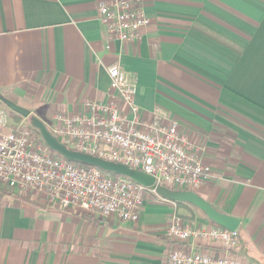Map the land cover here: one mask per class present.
<instances>
[{"label": "crops", "instance_id": "0c3cea01", "mask_svg": "<svg viewBox=\"0 0 264 264\" xmlns=\"http://www.w3.org/2000/svg\"><path fill=\"white\" fill-rule=\"evenodd\" d=\"M99 1L0 0V96L47 121L84 100H109L108 68L120 66L137 81L145 117L169 111L203 148L216 178L197 192L241 218L243 264H264V0H143L150 24L135 41L110 36ZM7 193L0 196V264H171L175 248L210 247L167 237L173 215L216 225L192 205L161 197L145 201L130 223L76 207L14 205L6 197L15 193ZM36 208L53 212L42 236L46 218L30 231L29 220L40 221Z\"/></svg>", "mask_w": 264, "mask_h": 264}, {"label": "built area", "instance_id": "2783aa9c", "mask_svg": "<svg viewBox=\"0 0 264 264\" xmlns=\"http://www.w3.org/2000/svg\"><path fill=\"white\" fill-rule=\"evenodd\" d=\"M97 9L110 36L121 41L138 40L150 24L143 0H100ZM108 74L112 97L104 102L84 100L74 111H57L47 124L52 133L71 149L152 174L156 184L197 191L212 183L215 172L203 161V148L179 121L160 108L145 117L136 102L137 81L118 65H110ZM11 114L0 108V186L34 193L61 207L130 223L139 220L145 196L153 190L53 155L32 127ZM166 235L178 243L195 239L210 245L201 251L175 248L168 255L171 264H243L237 253L242 238L238 229L196 226L175 214Z\"/></svg>", "mask_w": 264, "mask_h": 264}, {"label": "water", "instance_id": "95a60500", "mask_svg": "<svg viewBox=\"0 0 264 264\" xmlns=\"http://www.w3.org/2000/svg\"><path fill=\"white\" fill-rule=\"evenodd\" d=\"M2 100L13 112L30 119V124L40 133L45 144L61 157L76 163L98 167L106 173H113L129 178L130 180L153 190L158 196L172 202L189 203L199 208L212 222L230 231H235L241 224V218L221 212L211 202L194 190L173 189L162 184H156V177L143 170L132 168L127 164L105 160L99 156L69 148L52 133L49 126L40 117L31 114V111L4 95Z\"/></svg>", "mask_w": 264, "mask_h": 264}, {"label": "rangeland", "instance_id": "374dc122", "mask_svg": "<svg viewBox=\"0 0 264 264\" xmlns=\"http://www.w3.org/2000/svg\"><path fill=\"white\" fill-rule=\"evenodd\" d=\"M20 105V104H19ZM6 108H9L6 104L4 105ZM22 106V105H21ZM24 107V106H23ZM7 110H9L10 111V108L9 109H7ZM11 113L13 112L12 110L10 111ZM14 114L16 115V117H17V119H15L14 118V120L15 121H17V122H19V121H24V123L25 124H27V125H29L30 124V119L29 118H18V116H17V113L16 112H14ZM42 119V118H41ZM46 119H48L47 121L46 120H44L46 123H51V120H53V119H50V118H46ZM30 127H32L31 125H29ZM33 128V127H32ZM34 129V128H33ZM34 132L36 133V134H38L35 130H34ZM40 137H41V135H40V133L38 134ZM2 188H4V186H0V189H2ZM199 190V189H198ZM5 191V192H4ZM14 192L15 194H12V195H7V199L8 200H13V198L15 197V195L16 194H32V196L33 197H35V198H38V196L39 195H36V194H34V193H30V192H26V191H17V190H15V189H13V188H10V189H3V193H6V194H8L7 192ZM40 198V197H39ZM160 200V196H158L155 192H148L147 194H146V196H145V201H148V200H150V201H153V200ZM41 200H42V203L45 205V207L47 208V211H56L55 209V207H56V205H53V204H50V203H48L47 201H45L44 199H42L41 198ZM3 202H4V200H3ZM144 205H145V203H144ZM61 207V206H60ZM62 208H64V207H62ZM69 208H71V207H69ZM36 210H38V212H40L39 214V216H37L36 218L37 219H40V221H31V220H29V224H30V231L32 230V227H33V225H35L34 223H37V224H39L40 222H41V220H43L44 218H46V219H44L43 221H42V223L40 224V225H42L43 226V229H41L40 227L38 228V231H41V232H39V234L42 236V235H44V233L46 232L45 231V229L47 228V226H48V222H50V219L52 218V216H53V212H47V211H45V212H43V210H41V209H38V208H36ZM195 211H197V213L198 214H200V215H203L202 213H200V211H198L197 209H195ZM41 217V218H40ZM181 218H182V216H181ZM182 220H186L185 218H182ZM186 223V222H185ZM189 223V222H188Z\"/></svg>", "mask_w": 264, "mask_h": 264}, {"label": "trees", "instance_id": "16d2710c", "mask_svg": "<svg viewBox=\"0 0 264 264\" xmlns=\"http://www.w3.org/2000/svg\"><path fill=\"white\" fill-rule=\"evenodd\" d=\"M17 116H18V118H24L22 115H20V114H18L17 113ZM29 125H31V124H29ZM34 130L39 134V132H38V130L37 129H35L34 128ZM51 152H52V154L53 155H55V156H60L59 154H57L56 152H54V151H52L51 150ZM79 165H81V166H87L86 164H82V163H78ZM90 166V165H89ZM108 174H110V175H112V176H117V175H115V174H113V173H108ZM10 189L9 187H7V186H4V188H2V189H0V196H3V189ZM22 201H28V202H32V203H34V204H36V205H38V206H41V207H45V205L42 203V200H41V198H36V199H33L32 198V194H16L15 195V197H14V200H13V202H12V204H14V205H20V203L22 202ZM176 204H178V205H192V204H189V203H183V202H175ZM194 208H196L198 211H200V213H202L204 216H206L199 208H197L196 206H194V205H192ZM56 207H58V208H61L62 210H64V211H67V212H70V213H74L75 211H74V209H72V208H69V207H64V208H62V207H60L59 205H56ZM83 216L84 217H86V218H88L89 220H95V218L94 217H92V216H88V214H83ZM207 217V216H206ZM208 218V217H207ZM238 232H239V234H240V237H242V235H241V228L239 227L238 228ZM242 239V238H241Z\"/></svg>", "mask_w": 264, "mask_h": 264}]
</instances>
